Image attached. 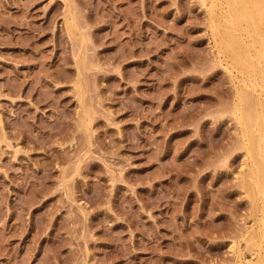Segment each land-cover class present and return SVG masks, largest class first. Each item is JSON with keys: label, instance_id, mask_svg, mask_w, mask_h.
Instances as JSON below:
<instances>
[{"label": "rangeland", "instance_id": "1", "mask_svg": "<svg viewBox=\"0 0 264 264\" xmlns=\"http://www.w3.org/2000/svg\"><path fill=\"white\" fill-rule=\"evenodd\" d=\"M222 10L0 0V264L257 259Z\"/></svg>", "mask_w": 264, "mask_h": 264}, {"label": "bare ground", "instance_id": "2", "mask_svg": "<svg viewBox=\"0 0 264 264\" xmlns=\"http://www.w3.org/2000/svg\"><path fill=\"white\" fill-rule=\"evenodd\" d=\"M260 3L259 0H221L223 10L220 17L215 19L216 14L211 13L215 32L232 64L251 76L254 85L251 89L247 85L239 87L234 110L238 111L239 115H236L241 118L238 120L243 123L244 144L249 155L244 185L256 207L261 202L264 206V10ZM255 87H260L262 93L256 94ZM258 223L256 229L247 228L249 238L248 242L245 240L258 250L255 251L257 259L240 260V264H264V218Z\"/></svg>", "mask_w": 264, "mask_h": 264}]
</instances>
